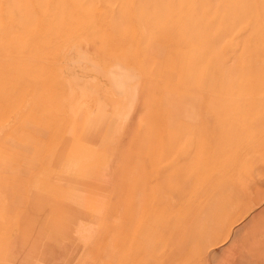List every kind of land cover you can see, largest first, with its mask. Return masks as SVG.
Wrapping results in <instances>:
<instances>
[{"label":"crops","instance_id":"crops-1","mask_svg":"<svg viewBox=\"0 0 264 264\" xmlns=\"http://www.w3.org/2000/svg\"><path fill=\"white\" fill-rule=\"evenodd\" d=\"M10 25L9 23L7 29L11 27ZM219 39H223V34ZM10 40L11 35L8 41ZM189 42L197 43L192 40ZM130 43L132 42L126 41L116 48L128 46V50L123 52L130 53L132 51V46L129 48ZM167 46L168 43L165 41L155 42L148 59L140 51L134 53L131 56H134L133 62L139 64L141 69L132 64L126 65L121 60H113L114 58H101L87 48H75L67 70L68 74L69 70L72 72L69 74L71 80H68L70 85L61 86V91L58 90L56 94L49 91L46 79H42V73L31 70L33 60L30 48H24L17 57L8 58L9 61L15 60L8 62L9 67H23V73L13 79L17 81L10 87L14 95L9 98L17 97L18 90L17 94L24 100L23 103L18 101L11 105L12 107L0 103V146L4 145L0 149V204L6 202L13 205L11 211L16 216L18 214L4 231L0 245L5 238L8 250L11 249V245L16 242L17 227L26 230L27 233L38 228L48 235V238L53 237L57 242L64 243V237L70 242V246L78 245V248H73L71 255L60 246L56 247L57 264L64 258H71L72 264H111L113 261L115 264H198V262L202 264V260L207 261L205 256L209 249H214L226 233L228 226L225 222L229 224L233 221L232 216L238 218L239 215L234 214L233 207L225 209L222 201L217 205V201L210 202L212 204L207 206L209 202L202 201V196H207L210 186L205 189L200 187L199 189L203 190L202 196L193 201L197 189L193 186L195 183L187 185L190 184L188 178L190 179L194 171L191 168L197 159L200 160L206 155L217 157L212 166L218 172L215 173L212 167L211 170L215 174L212 173L210 176L223 180L220 185L222 195V190L227 188L224 186L225 172L229 170L228 172L233 174L236 171L233 176L239 178L240 151L237 158L231 154L228 160L225 159V142H222V139L234 142L235 138L232 135L234 128L230 129L225 125L219 109L228 106L221 100L219 93L221 89L217 88L224 73L221 63L212 64V58L207 57L206 66L200 69L196 67L200 64L199 59H194L193 62L192 57L178 55L174 48L168 49ZM228 50L230 59H238V49L235 45L229 44ZM216 53L215 50L214 54ZM252 56V59L247 61L246 71H240L243 76L242 85L238 86V90L241 91L239 97L242 101H237L233 105L236 110L238 109L237 123L240 119L244 120L245 126L251 128L253 132H259L261 120L256 116L259 113L264 116V57L255 58L257 55L254 53ZM212 65L218 67L211 69ZM152 67L155 68L153 71ZM172 67L184 69L182 70L185 73L184 79L191 89H179L181 87L177 86L176 75H168L169 80L171 78L176 80V85L170 88V84L167 83L165 86V82L161 81L160 71L171 70ZM75 68L81 71L79 75H76ZM204 68L205 73L202 75ZM33 72L35 76L40 74L37 82L41 86L38 91L46 89L49 96L56 100L55 103L41 97H32L35 92L32 96L29 95L27 80L31 79L30 74ZM162 77L165 78V75L162 74ZM62 81L66 83L65 80ZM250 81L253 82L252 86L249 84ZM43 82L46 86L42 84ZM207 87L206 95L204 90ZM2 100L3 93L0 91V102ZM69 100H72L71 106L66 105ZM211 103L214 106H211ZM84 106L87 117L81 120V115L84 114L81 107ZM159 113H167L168 117L156 121ZM251 118L253 121H247ZM159 128L164 130L163 135L166 137L162 142L168 141L170 147L158 155L155 148L147 152L145 142L148 136L154 135L155 129ZM216 129H220V137L213 139L212 135ZM245 145L249 146L248 143L243 145L242 142L241 146ZM118 147L120 151L117 155L118 161L113 166V178L109 184H104L103 188L99 189L102 195L108 194L109 204L101 219L97 243L94 249L87 248V257L82 259L87 250L79 238L85 234L76 235V231L71 230L80 227L73 226L69 231L62 232L60 237H56L54 233L60 228L57 223L60 214L53 211V206L49 208L48 214V197L59 184L66 186L65 188L69 187L68 189L78 188L82 191L89 187L90 184L87 186V182L79 179L80 176H84L79 162L80 156H83V161L97 164L107 153L111 154ZM225 161L227 164L232 163V167L222 170ZM156 166H159L160 170L159 172L152 170L150 173L152 190H148L151 192L149 196L145 191L148 196L146 213L138 217L139 222H132L129 219L125 230L124 222L117 220L122 215L123 190H134L136 187L134 181L140 177V172H145L147 167ZM199 172L200 170L197 173ZM197 179H200V176ZM162 180L166 185H160ZM91 186L93 188L95 185L92 183ZM18 200L24 204L23 212L17 208ZM36 200H40L41 213L44 212L43 221L37 222L36 218V222L32 221L31 225H22L27 221L32 207H35L33 204ZM163 204L167 205V209ZM196 206L202 207V210L206 206L210 207L214 215L208 218L207 214L202 215L201 208L200 212L195 211ZM162 209H165L167 214L173 212L174 216L180 217L181 223L178 227L174 228L172 225L170 227L165 222L166 219L161 217ZM181 214H185V217L182 218ZM192 216L193 223L187 219ZM111 220H114L112 224ZM194 224L200 225L199 229L195 230ZM46 229L52 231L47 233ZM110 234H113L112 239ZM24 255L32 257L28 251L27 254L24 252ZM101 256H105L103 261Z\"/></svg>","mask_w":264,"mask_h":264},{"label":"rangeland","instance_id":"rangeland-1","mask_svg":"<svg viewBox=\"0 0 264 264\" xmlns=\"http://www.w3.org/2000/svg\"><path fill=\"white\" fill-rule=\"evenodd\" d=\"M9 23L11 27L7 29ZM221 34L223 39L218 40ZM9 35H11L10 42ZM126 41L132 42L129 45V48L132 46V51H127L130 53L123 52L128 50V46L124 49L116 48ZM157 41L161 43L165 41L168 43V49L174 48L178 55L185 54L188 58L192 57L193 62L194 59H199L200 64L196 67L200 69L206 66L207 57L212 58V64L217 65L220 62L224 68L222 80L219 81L217 88L221 89L219 92L221 100L228 106L219 109L223 114L225 125L230 129L234 128L232 135L235 141L223 138L222 142H225L226 160L231 154L237 158V153L240 151L239 178L233 176L236 171L232 174L227 170L224 177V186L227 188L222 190L221 195L220 185L223 180L210 176L213 173L212 164H215L217 157L206 155L200 160L197 159L192 165L191 170L194 171L188 179L190 184L187 185L196 184L193 185L197 189L193 201L202 196L203 190H200V187L205 189L210 186L207 196H202V201H208L207 206H210L212 204L210 202L223 200L225 209L233 207L234 214L239 216L238 218L232 216L233 221L229 224L225 222L228 228L223 239L214 249H209L205 256L207 261L202 260V264H264V116L261 113L257 114L256 118L261 120L260 131L253 132L251 128L245 126L246 121L240 119L237 123L238 109L236 110L233 105L237 101H242L239 97L241 91L238 90V86L242 85L243 76L240 71H246L247 61L252 59L253 53L257 55L255 58L264 57V0H0V89L5 97L14 94L11 93L10 86L16 84L17 80L13 81V79L23 73V67H9V63L15 60L9 61L8 58L17 57L24 48L31 49L33 60L31 70L42 73V79H46L49 91L56 94L58 90L61 91V86L70 85L68 80H71L69 74L72 72L69 70L68 74L67 70L75 48H87L101 58H114L113 60H121L126 65L132 64L141 69L139 64L133 62L134 56H131L140 51L148 59L151 56V48ZM201 41L207 42L200 43ZM227 44L235 45L238 49V59H234L235 61L230 59ZM215 50L217 55L214 54ZM216 67L218 66L212 65L210 68ZM154 69L152 67V71ZM182 70L184 69L175 67L167 71L161 70V81L165 82V86L169 83V87L172 88L177 80V86L181 87L179 89H191L186 84L185 73ZM80 72L75 68L76 75ZM204 73L205 68L202 75ZM168 75H176L177 78L169 80ZM30 77L31 79L27 81L29 94L32 96L33 90L37 91L41 86L37 82L40 74L35 76L33 72ZM62 79L65 80V84ZM252 83L249 82L250 86ZM192 89L195 92L194 86ZM45 90L39 93V97L55 103L56 100ZM207 91L208 87L204 90L206 95ZM4 96L3 100L6 99ZM35 96L37 95L34 94L32 97ZM17 100L21 102L23 99ZM71 104L72 100H69L66 105L71 106ZM211 106L214 105L211 103ZM81 108L84 112L81 115L83 120L87 117L86 107ZM156 117V121H159L168 117V114L159 113ZM247 121L253 120L251 118ZM155 130L156 133L149 135L145 144L147 152L155 148V152L159 155L170 147V143L162 142L165 137L162 128ZM212 136L213 139L220 137V129H216ZM242 142L243 145L248 143L249 146H241ZM3 147L4 145H1L0 149ZM119 151L120 147L111 154L107 153L97 164L83 161V156H80L79 162L84 176H80L79 179L82 178L87 182V186L89 184L90 186L82 191L78 188L68 189L69 187L65 188L66 186L59 184L49 195L48 214L52 206L53 211H58L60 214L57 219L60 228L54 233L56 237L77 226L80 228L71 231H76L75 234L78 236L84 233L85 235L79 238L80 243L86 250L94 249L101 219L109 204L108 194L102 195L99 189L111 182L113 166L118 161ZM228 163L224 162L222 170L232 167V163ZM152 170L159 172L160 167H147L146 171L140 172V177L134 181L136 183L134 190H123L124 205L121 209L122 215L117 220L124 222L125 230L129 219L132 222H139L138 217L146 213V200L151 193L148 190H152L150 178ZM199 170L200 172L197 173ZM214 172H218L216 168ZM199 176L200 179H197ZM92 183L95 185L93 188ZM160 185H166V182L162 180ZM37 186L39 187V184ZM145 191L148 192V196ZM39 202L40 200H36L33 204L35 207H32L27 221L22 225H31L32 221V223L36 222V218L37 222L43 221L44 212L41 213ZM16 203L18 210L22 211L24 204L19 200ZM163 205L166 208L167 205ZM13 207L6 202L0 204V238L18 216L11 211ZM206 207L202 210V207L196 206L195 211L200 212L201 208L202 215L207 214L210 218L214 214L212 215L210 207ZM161 217L174 228L181 223L180 217L174 216L171 212L167 214L165 209ZM181 217L184 218L185 214H181ZM187 219L193 223L194 217ZM113 222L114 220H111L110 224ZM195 226V230L200 227V225ZM51 231L46 229L45 232ZM47 236L38 228L27 233L26 230L17 227L16 242L11 245L10 250L5 238L1 241L0 264H57L56 247L60 246L63 251L69 252V255L72 254L73 248H78L77 244L70 246V242L64 237L65 242L60 243L55 238ZM110 236L112 239L113 234ZM27 251L32 257L29 255L25 257L24 252L27 254ZM87 253L88 250L82 259L87 257ZM104 258L105 256H101L102 261ZM72 262L71 258H64L59 264H72Z\"/></svg>","mask_w":264,"mask_h":264},{"label":"bare ground","instance_id":"bare-ground-1","mask_svg":"<svg viewBox=\"0 0 264 264\" xmlns=\"http://www.w3.org/2000/svg\"><path fill=\"white\" fill-rule=\"evenodd\" d=\"M190 44V43H189ZM126 47V46H125ZM122 48V47H121ZM124 48V47H123ZM4 80V79H3ZM11 87V86H10ZM0 91H2L1 89H0ZM47 90H45V92H46ZM35 92V94L37 95V96H35V97H39V93H42L43 92V90H42V92H39L38 90L37 91H34ZM18 93V90L16 91V96L17 97H14V98H9V97H5L4 95V97L6 98V99H4V100H6V102L3 100L2 102H0L2 105H9V106H11V105H14V104H16L17 102H18V100L17 99H19L18 97H20V98H22V96H20L19 94H17ZM14 95V94H13ZM12 95V96H13ZM30 95V94H29ZM12 96H10V97H12ZM42 98V97H41ZM12 99V100H11ZM23 99V98H22ZM17 100V101H16ZM24 100V99H23ZM23 100H21V102L23 103ZM12 107V106H11ZM2 112V111H1ZM25 113V112H24ZM45 118V117H44ZM4 121H6V120H4ZM206 140V139H205ZM208 140V139H207ZM219 140V139H218ZM217 140V141H218ZM215 144V143H214ZM213 144V145H214ZM219 146V145H218ZM217 148V147H216ZM206 149V148H205ZM184 150V149H183ZM218 150V149H217ZM192 152V151H191ZM194 152V151H193ZM167 153V152H166ZM183 153V152H182ZM189 153H190V151H189ZM196 153V152H195ZM203 153V152H202ZM215 153V152H214ZM194 154V153H193ZM204 154V153H203ZM208 154H210V153H208ZM213 154V153H212ZM239 154V153H238ZM180 155V154H179ZM192 155V154H191ZM163 156V155H162ZM202 156V155H201ZM167 157V156H166ZM222 157V156H221ZM170 158V157H169ZM180 158V157H179ZM196 158V157H195ZM220 158V157H219ZM185 159V158H184ZM222 159H223V157H222ZM177 160V159H176ZM168 161V160H167ZM188 161V160H187ZM223 161V160H222ZM163 163H164V161H163ZM177 164H179L178 162H177ZM151 165V164H150ZM154 165V164H153ZM173 165V164H172ZM185 165V164H184ZM175 166V165H174ZM173 167V166H172ZM213 167V166H212ZM216 167V166H215ZM261 167V166H260ZM177 168V167H176ZM184 168H186V167H184ZM214 168V167H213ZM218 168H220V167H218ZM187 169H188V167H187ZM215 169V168H214ZM232 169V168H231ZM166 171V170H165ZM190 171V170H189ZM189 173V172H188ZM214 173V172H213ZM190 174V173H189ZM215 174V173H214ZM220 174V173H219ZM221 175V174H220ZM182 177V176H181ZM191 177V176H190ZM189 179V178H188ZM242 179V178H241ZM174 181V180H173ZM181 181V180H180ZM168 186V185H167ZM189 186V185H188ZM161 187V186H160ZM190 188V187H189ZM164 189V188H163ZM178 189V188H177ZM188 189V188H187ZM177 191V190H176ZM179 191V190H178ZM169 192V191H168ZM205 192H207V190L205 191ZM196 194V193H195ZM206 194V193H205ZM208 194V193H207ZM213 194V193H212ZM204 195V194H203ZM168 196V195H167ZM177 197V196H176ZM183 199V198H182ZM181 199V200H182ZM222 202H223V200H222ZM191 203H193V202H191ZM217 203H219V202H216V205H217ZM158 206H159V203H158ZM191 206V205H190ZM172 207V206H171ZM164 208V207H163ZM170 208V207H169ZM163 210V209H162ZM161 210V211H162ZM159 212V211H158ZM173 213V212H172ZM180 213V212H179ZM148 214V213H147ZM157 215V214H156ZM179 216H180V214H179ZM141 217V216H140ZM158 217H160L159 215H158ZM158 220V219H157ZM171 227V226H170ZM191 227V226H190ZM181 229V228H180ZM194 229V228H193ZM161 230V229H160ZM177 230V229H176ZM141 231V230H140ZM165 231V230H164ZM164 231H163V233H164ZM178 231H179V229H178ZM186 231H187V229H186ZM168 232H169V229H168ZM160 233V232H159ZM175 233V232H174ZM133 234V233H132ZM162 234V233H161ZM134 235V234H133ZM167 235V234H166ZM182 235H184V234H182ZM170 237H171V235H170ZM131 238V237H130ZM133 238V237H132ZM172 238V237H171ZM179 238H181V237H179ZM186 238V237H185ZM169 239V238H168ZM184 239V238H183ZM142 240V239H141ZM219 240V239H218ZM183 241V240H182ZM147 242V241H146ZM218 242V241H217ZM173 243V242H172ZM132 244V243H131ZM149 244V243H148ZM147 244V245H148ZM207 244V243H206ZM150 245V244H149ZM179 245V244H178ZM208 245V244H207ZM152 246H153V244H152ZM158 246V245H157ZM176 246V245H175ZM180 246V245H179ZM206 247H208V246H206ZM142 248H144V247H142ZM141 248V249H142ZM148 248V247H147ZM152 249H154V248H152ZM145 250V249H144ZM150 250V249H149ZM138 252V251H137ZM148 252V251H147ZM151 252V251H150ZM146 253V252H145ZM154 253V252H153ZM128 254V253H127ZM138 254V253H137ZM149 254V253H148ZM131 261H133V260H131ZM130 261V262H131ZM160 261V260H159ZM165 264V263H164Z\"/></svg>","mask_w":264,"mask_h":264}]
</instances>
